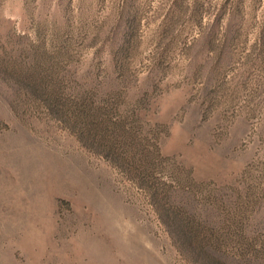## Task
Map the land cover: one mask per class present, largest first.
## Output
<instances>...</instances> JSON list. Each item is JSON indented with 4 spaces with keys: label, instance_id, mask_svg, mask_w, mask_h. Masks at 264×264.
Here are the masks:
<instances>
[{
    "label": "rangeland",
    "instance_id": "rangeland-1",
    "mask_svg": "<svg viewBox=\"0 0 264 264\" xmlns=\"http://www.w3.org/2000/svg\"><path fill=\"white\" fill-rule=\"evenodd\" d=\"M0 264H264V0H0Z\"/></svg>",
    "mask_w": 264,
    "mask_h": 264
}]
</instances>
